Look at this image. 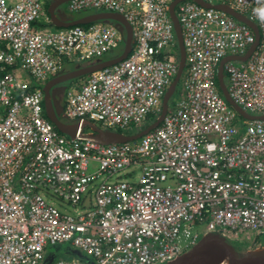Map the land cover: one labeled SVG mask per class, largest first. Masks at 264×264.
<instances>
[{
    "label": "built area",
    "instance_id": "1",
    "mask_svg": "<svg viewBox=\"0 0 264 264\" xmlns=\"http://www.w3.org/2000/svg\"><path fill=\"white\" fill-rule=\"evenodd\" d=\"M173 1L67 3L69 14H122L133 37L126 58L67 86L68 122L137 131L158 116L178 71ZM203 1L227 5L258 28L255 49L244 61H225L223 79L245 113L264 116V0ZM47 2L0 0V264H45L55 245L79 257L49 264H175L209 234L259 240L264 121L240 117L217 82L221 61L245 55L253 30L222 10L179 2L185 66L178 95L150 133L101 145L58 132L43 112L42 86L69 65L122 50L124 34L105 22L40 28L50 22ZM134 167L138 180L126 172Z\"/></svg>",
    "mask_w": 264,
    "mask_h": 264
},
{
    "label": "water",
    "instance_id": "2",
    "mask_svg": "<svg viewBox=\"0 0 264 264\" xmlns=\"http://www.w3.org/2000/svg\"><path fill=\"white\" fill-rule=\"evenodd\" d=\"M70 0H51L47 6V14L49 15L50 21L53 26L58 28H67L78 25H86L95 22L113 23L115 27L121 33H124L123 48L119 54L109 58L97 59L94 62L87 64H77L70 71L56 76L47 80L42 86L43 91V112L45 117L53 124L58 132L71 139H86L96 144L107 145V144H122L130 141L137 140L142 136L150 133L156 129L162 122L167 109L168 103L171 97L175 94L176 86L181 77L182 71L185 66V50L182 39V31L180 24L176 18L174 8L183 0H174L169 5V14L174 26V32L178 44V71L173 81L167 88L161 104V109L158 116L150 123L146 124L141 129L133 133H124L120 131L104 130L96 124L86 119H81L76 122H68L63 115V106L61 104L60 96L64 95L67 88L64 83L74 81L75 79L87 76L95 71L103 68L112 66L124 58L131 51L133 37L132 29L130 24L126 21L122 14L115 12L98 11L94 13L85 14L78 18H74L68 15L63 9L62 5H65ZM198 5L204 8H215L222 10L234 17L235 19L248 25L254 32L255 40L254 43L247 50L245 55L241 57L229 56L223 59L218 67L217 71V82L221 94L229 105L237 112V114L246 120L260 119L264 121V116H253L245 113L229 96L227 88L223 79V64L227 60H246L251 52L255 49L259 42V33L256 25L247 19L245 16L238 12L230 9L227 5L217 4L210 5L203 0H192ZM251 253V252H250ZM247 255L239 256L234 250L232 245L224 238L216 234L207 235L196 247L189 251L182 261L175 264H218L219 260L224 256H229L232 264H264V259L253 258Z\"/></svg>",
    "mask_w": 264,
    "mask_h": 264
},
{
    "label": "rangeland",
    "instance_id": "3",
    "mask_svg": "<svg viewBox=\"0 0 264 264\" xmlns=\"http://www.w3.org/2000/svg\"><path fill=\"white\" fill-rule=\"evenodd\" d=\"M62 9L63 10H66L65 9V5H62ZM97 11H100V10H97ZM95 11L94 10H90V11H87V12H83V13H79V14H71L74 18H78L80 16H83L85 14H89V13H94ZM68 14V13H67ZM69 15V14H68ZM118 54V51H115L113 50L111 52V54L109 55V57L111 56H116ZM66 68H69V69H73L74 66H67ZM21 77L23 78H26L25 75L22 73L20 74ZM179 89H180V83L177 84L176 86V91H175V94L171 97V99L169 100L170 103L173 101V99L178 95L179 93ZM135 132V131H134ZM133 133V132H132ZM133 171V177L132 179L134 180H138L139 176H140V169L137 168V167H134L132 169H129L127 170L126 172H129V171ZM124 177V176H123ZM115 179V178H114ZM113 179V180H114ZM60 208V207H59ZM63 208H66V211H69L71 212V209L68 208V207H65L63 206ZM60 210L64 211L62 209V207L60 208ZM246 242V240L244 239L243 242H241L242 244L241 245H232V247L234 248V250L237 252V254L239 256L241 255H247L249 254L251 251L253 250H256L257 248H261V247H264V235L259 239V240H249L247 241V243H244ZM48 255H49V258L48 260L46 261L45 264H49V262L52 260V259H55V258H59V257H76V255L73 254V250L72 248H70L69 246L67 245H55V246H51V248H49L48 250ZM82 258H84V256H81ZM221 264H232L231 262V259L229 258V256H224V258L222 257L218 263Z\"/></svg>",
    "mask_w": 264,
    "mask_h": 264
},
{
    "label": "trees",
    "instance_id": "4",
    "mask_svg": "<svg viewBox=\"0 0 264 264\" xmlns=\"http://www.w3.org/2000/svg\"><path fill=\"white\" fill-rule=\"evenodd\" d=\"M46 8H47V5H46ZM41 24H42V25L40 26V28H43V27L45 28V27H47V26H51V25H52L50 22H48V23H41ZM89 25H91V24H86V25H82V26H83V27H88ZM83 78H84V77H81V78L75 79L74 81L81 80V79H83ZM70 82H72V81H70ZM42 107H43V104H42ZM154 118H155L154 115H149V117L147 118V122H148V121H153ZM118 131H120V132H124V133H132V132L136 131V129H133V128H129V129H127V130H121V129H119ZM244 243H247V241L244 242ZM230 244H231V245H241L242 243H241V242H230Z\"/></svg>",
    "mask_w": 264,
    "mask_h": 264
},
{
    "label": "bare ground",
    "instance_id": "5",
    "mask_svg": "<svg viewBox=\"0 0 264 264\" xmlns=\"http://www.w3.org/2000/svg\"><path fill=\"white\" fill-rule=\"evenodd\" d=\"M250 256L253 258L264 259V247L251 251Z\"/></svg>",
    "mask_w": 264,
    "mask_h": 264
},
{
    "label": "flooded vegetation",
    "instance_id": "6",
    "mask_svg": "<svg viewBox=\"0 0 264 264\" xmlns=\"http://www.w3.org/2000/svg\"><path fill=\"white\" fill-rule=\"evenodd\" d=\"M70 70H72V69H69V68H64V69H62V71H60L58 74H62V73H64V72H67V71H70ZM68 83L69 82H67V83H64V85H68ZM59 97H60V100H61V104H63V96H60L59 95Z\"/></svg>",
    "mask_w": 264,
    "mask_h": 264
},
{
    "label": "crops",
    "instance_id": "7",
    "mask_svg": "<svg viewBox=\"0 0 264 264\" xmlns=\"http://www.w3.org/2000/svg\"><path fill=\"white\" fill-rule=\"evenodd\" d=\"M48 4H49V3H48ZM48 4H47V6H48ZM41 25H42V24H40L39 27H40ZM43 28H44V27H43ZM115 51H118V54L121 52L120 49H116ZM110 54H111V53H110ZM110 54H109V55H110ZM109 55L106 56L105 58H109ZM111 57H113V56H111ZM75 65H77V64H75ZM75 65H71V66H75ZM70 83H71V82H69L68 84H70ZM73 254L79 257V255H78L76 252H73ZM81 259H82V258H81Z\"/></svg>",
    "mask_w": 264,
    "mask_h": 264
},
{
    "label": "clouds",
    "instance_id": "8",
    "mask_svg": "<svg viewBox=\"0 0 264 264\" xmlns=\"http://www.w3.org/2000/svg\"><path fill=\"white\" fill-rule=\"evenodd\" d=\"M50 1H51V0H48L47 4H48ZM68 2H69V1H68ZM68 2H67V3H68ZM67 3L65 4V9H66V5H67ZM46 11H47V8H46ZM64 11H65L66 13H68L67 10H64ZM95 12H98V11H95ZM68 14H69V13H68ZM69 15H71V14H69ZM48 16H49V15H48ZM71 16H72V15H71ZM49 20H50V18H49ZM50 23H51V21H50ZM51 24H52V23H51ZM91 24H92V23H91ZM81 26H82V25H81ZM123 34H124V33H123ZM124 38H125V35H124ZM84 77H85V76H84ZM72 82H74V81H72ZM68 85H69V84H68ZM68 85H67V86H68ZM62 106H63V104H62Z\"/></svg>",
    "mask_w": 264,
    "mask_h": 264
}]
</instances>
